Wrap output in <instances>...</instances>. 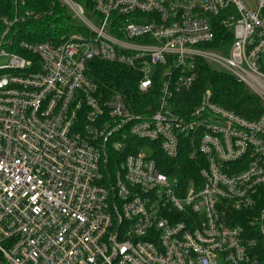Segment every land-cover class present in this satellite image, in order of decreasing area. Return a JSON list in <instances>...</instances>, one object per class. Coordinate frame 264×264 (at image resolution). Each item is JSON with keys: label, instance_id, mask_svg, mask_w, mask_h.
<instances>
[{"label": "built area", "instance_id": "built-area-1", "mask_svg": "<svg viewBox=\"0 0 264 264\" xmlns=\"http://www.w3.org/2000/svg\"><path fill=\"white\" fill-rule=\"evenodd\" d=\"M61 2L84 31L21 42L31 56L9 50L19 16L0 17V262L264 264V114L247 119L210 88L180 111L198 58L264 105V0ZM215 17L233 31L225 50L201 46ZM93 59L138 74L145 112L100 92ZM184 144L201 164L188 186L155 154Z\"/></svg>", "mask_w": 264, "mask_h": 264}, {"label": "trees", "instance_id": "trees-1", "mask_svg": "<svg viewBox=\"0 0 264 264\" xmlns=\"http://www.w3.org/2000/svg\"><path fill=\"white\" fill-rule=\"evenodd\" d=\"M19 16L13 26L14 44L10 51L27 54L19 44L21 42H49L60 44L73 33L83 32L82 24L74 18L72 12L61 0H0V17L13 19ZM215 38L212 42L201 45L216 50H225L233 41V31L224 27L219 17L212 18ZM0 22V36L5 30ZM34 61L37 60L33 56ZM261 69L264 71V53L260 59ZM197 80L192 91L180 94L186 108H180L182 113L190 112L200 103L201 97L207 88L212 90L213 102L250 119H258L264 114V105L260 98L251 92L248 87L234 76L216 70L204 59L196 61ZM88 76L99 85L104 96L121 94L126 100L132 99L134 106L140 112H145L143 105L147 100L138 92V74L123 65L93 59L88 63ZM158 98L159 87H154ZM155 96V97H156ZM136 101L139 103L137 106ZM189 148L182 146L177 158H168L162 150L156 151L158 167L165 173L175 176L180 183L188 186L198 181L201 164L197 157H189ZM4 262V259L1 258Z\"/></svg>", "mask_w": 264, "mask_h": 264}, {"label": "rangeland", "instance_id": "rangeland-1", "mask_svg": "<svg viewBox=\"0 0 264 264\" xmlns=\"http://www.w3.org/2000/svg\"><path fill=\"white\" fill-rule=\"evenodd\" d=\"M2 63H6V59H5V58L0 59V64H2ZM145 151H146L148 154L150 153V151H149L148 149H145Z\"/></svg>", "mask_w": 264, "mask_h": 264}, {"label": "water", "instance_id": "water-1", "mask_svg": "<svg viewBox=\"0 0 264 264\" xmlns=\"http://www.w3.org/2000/svg\"><path fill=\"white\" fill-rule=\"evenodd\" d=\"M0 264H3V263L0 262Z\"/></svg>", "mask_w": 264, "mask_h": 264}]
</instances>
